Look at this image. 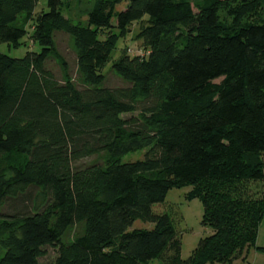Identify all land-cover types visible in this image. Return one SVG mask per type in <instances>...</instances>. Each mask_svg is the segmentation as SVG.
Returning a JSON list of instances; mask_svg holds the SVG:
<instances>
[{"label": "trees", "instance_id": "16d2710c", "mask_svg": "<svg viewBox=\"0 0 264 264\" xmlns=\"http://www.w3.org/2000/svg\"><path fill=\"white\" fill-rule=\"evenodd\" d=\"M44 1L0 0V45L31 46L0 50V264L234 263L264 215V0ZM134 22L145 52L104 74ZM188 185L212 232L183 260L153 207Z\"/></svg>", "mask_w": 264, "mask_h": 264}, {"label": "rangeland", "instance_id": "374dc122", "mask_svg": "<svg viewBox=\"0 0 264 264\" xmlns=\"http://www.w3.org/2000/svg\"><path fill=\"white\" fill-rule=\"evenodd\" d=\"M75 3V9L78 13H82L86 7L89 5L91 0H77ZM93 1V0H92ZM43 2L44 8L45 1ZM126 3L123 2L117 6L118 10L124 9ZM140 24L138 22L132 23L130 25L126 35L121 37L116 48L111 54V58L104 66L102 72L107 74L111 71V64L114 60L118 58L123 49L127 53H144L143 46L140 40L136 39V34L139 31ZM29 42V40H28ZM28 46H21L19 48H11L8 50L5 44L0 45V50L10 56L20 57L25 54V52L30 48ZM66 57L70 59L72 57L71 52H66ZM145 149L137 150L125 154L122 157V161H130L141 159L144 155ZM192 190V186H183L179 188H172L166 194L164 201L154 205L153 210L160 213H167L172 223L175 227L176 233L180 239V258L187 259L191 254L192 250L197 245L200 238L211 234L212 230L209 227L203 226L201 224V219L203 215V205L198 197H188V193ZM154 225L150 222H143L141 220L134 221L133 228H152ZM256 247H264V215L260 222L256 238ZM255 246L247 247L243 250L240 258L232 264H264V250H258ZM55 257V249L53 247L47 248V254L40 259L41 264H53ZM160 262L159 259L154 261L155 264ZM207 264H224L219 262L207 263Z\"/></svg>", "mask_w": 264, "mask_h": 264}]
</instances>
